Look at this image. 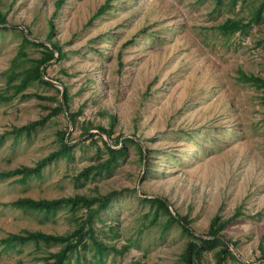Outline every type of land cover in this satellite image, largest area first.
I'll use <instances>...</instances> for the list:
<instances>
[{
	"label": "rangeland",
	"instance_id": "374dc122",
	"mask_svg": "<svg viewBox=\"0 0 264 264\" xmlns=\"http://www.w3.org/2000/svg\"><path fill=\"white\" fill-rule=\"evenodd\" d=\"M56 1L0 0L7 20L0 25V93L11 95L18 78L8 74L41 55V47L22 42L20 29L50 44L52 21L50 40L65 56L56 52L42 66L70 95L69 111L19 134L12 128L51 112L60 86L35 80L23 92L38 96L0 101V171L34 165L56 149L57 128L69 131L72 157L50 162L41 177L25 183L0 178V202L113 194L94 221L107 249L99 258L89 243L70 264L78 255L80 264H183L190 236L177 222L165 225L167 214L155 216L154 205L140 200L154 196L187 217L195 235L205 236L213 215L233 216L222 230L225 241L237 244L231 251L241 261L264 263V89L238 79L240 70L264 78V8L244 30L216 27L227 17L248 21L262 0H110L96 17L105 0ZM99 125L119 146L126 137L139 141L143 158L127 141L126 154L110 169L80 176L107 156L105 136L94 131ZM91 133L100 136L87 138ZM72 216L66 207L38 212L0 203V237L22 228L64 233L76 226ZM58 247L0 244V264H43ZM218 247L203 253L202 264H239L231 256L219 261Z\"/></svg>",
	"mask_w": 264,
	"mask_h": 264
},
{
	"label": "trees",
	"instance_id": "16d2710c",
	"mask_svg": "<svg viewBox=\"0 0 264 264\" xmlns=\"http://www.w3.org/2000/svg\"><path fill=\"white\" fill-rule=\"evenodd\" d=\"M63 0H57L55 5L59 6ZM111 7L110 0H105L104 3L100 4L98 9L94 13V17L102 14L107 8ZM264 8V0L257 4L252 10V15L248 21H243L240 18L227 17L221 23H218L216 26L218 30L223 33H233L237 30H244L247 26L253 21H259L261 19V12ZM6 16L0 11V25L6 24ZM50 31L48 32L46 39L50 41V44L43 43L41 41L30 40L27 35L20 29L22 35V42L28 43L34 46H39L42 49L41 55L37 58L31 59V64L28 66H22L18 71H11L8 74L9 80L18 78V82L14 83L15 90L11 95H4L0 93V101L3 99H9L17 94H21L22 97H29L38 94L34 92H23V90L33 81H39L41 83L50 85V82L42 78L41 66L50 60L54 59L55 51L60 55V57L65 56V52L62 50L59 43L55 40H50L52 21L49 22ZM4 28H6L4 26ZM11 29H16L11 27ZM28 34L31 32L28 30ZM16 58V57H15ZM14 58V60H15ZM43 73L46 74V68H43ZM238 79L247 82L256 88L264 89V78L253 73H245L244 71H239ZM58 91H60L58 89ZM63 101L59 100L52 110L47 115L42 116L40 119L31 120L20 126L12 128V132L29 133L37 125L44 124L51 115L57 114L59 111L63 112L65 105L66 110L69 111V92L67 87H64L63 91ZM69 118L72 122L75 121L74 111L69 112ZM111 120L115 119L114 116H110ZM91 128V124L87 123L84 125L83 133H86ZM98 128L102 130L110 139L111 144H109L105 139L103 145L106 149L107 156L102 161L92 164L80 173V176L88 177V174L91 171L99 174L103 170L107 171L112 167L116 162L117 158L124 156L126 154V145L125 142L130 141L137 145L141 156L143 158L144 150L139 141L132 137L124 138L123 145H120L118 138L112 136L110 130L99 125ZM67 130L64 128H57L55 130V140L58 143V147L53 149L48 154L38 159L34 165L21 164L17 167L6 169L0 171V178H9L15 177L18 181L25 183L30 179L39 178L42 176L43 168L50 162L57 160L61 157H72V150L75 145L70 144L71 139L66 137ZM100 136L99 133H91L87 138L93 136ZM115 146H118L117 148ZM146 152H149V149H146ZM113 194L108 193L104 195H90V194H74L67 196H60L55 198H34L31 196H18L11 201L0 202L2 204H7L14 206L22 211L34 210L38 212H54L60 207H66L69 211L72 212L73 218H75V227L71 230H68L64 233H52L46 232L41 229H29L22 228L19 231H9L5 236L0 237V244L5 247H11L15 244H25L30 241L34 243H47V244H58L59 247L51 251L49 258L43 264H70L73 254H79L82 248L85 249L88 247L89 243L93 245V254H98L99 258L103 253V249H107V246L96 237L94 233V221L98 217L99 212L104 209L110 200V197ZM143 201H148L150 204L154 205L155 211L154 215L157 216L160 213L167 214V221L165 225H170L173 222L179 223L182 230L186 232L190 239L187 241L186 246L181 253V261L183 264H202L201 258L203 253L208 250H213L217 248V256L219 261L225 260L228 256L236 259L239 264H250L249 262L241 261L237 259L235 254L231 251L230 245L227 241L224 240L222 230L225 225L230 222L234 217L230 216L229 218H222L218 214H215L211 217L208 225V230L205 236L195 235L189 228V220L185 216H180L177 213L172 214L169 210V206L166 204V201L159 196H154L152 198L140 199ZM82 212L81 214H79ZM239 212V209L236 211ZM79 214V215H77ZM177 215V216H176ZM71 217V218H72ZM230 243L236 246V242L230 239ZM262 258L264 259V250L261 251ZM74 264H80L79 255L75 257ZM264 264V263H259Z\"/></svg>",
	"mask_w": 264,
	"mask_h": 264
},
{
	"label": "water",
	"instance_id": "95a60500",
	"mask_svg": "<svg viewBox=\"0 0 264 264\" xmlns=\"http://www.w3.org/2000/svg\"><path fill=\"white\" fill-rule=\"evenodd\" d=\"M17 26L18 27H21V28H24L22 25H19V24H17ZM24 33L27 35V37L29 38V36H28V33L26 32V30H24ZM30 40H33V41H36V40H34V39H31V38H29ZM55 53H56V51H55ZM48 63V62H47ZM47 63H45V64H47ZM43 66H41V74H42V78L43 79H45V80H47L48 82H50V83H53L54 85H59L60 86V88H61V91H60V94H61V101H63L62 100V96H63V91H64V89H63V87H62V85L61 84H59L57 81H54V80H52V79H50V78H48V77H46V75L43 73ZM63 107H64V110L66 111V108H65V105L63 104ZM67 117H68V115H67ZM93 130H88L85 134L86 135H88L90 132H92ZM94 131H97V132H99L100 134H102V135H104L105 136V139H106V141L110 144V142H109V137L102 131V130H100V129H96V130H94ZM68 133H69V131L67 132V134H66V137H67V135H68ZM166 204H167V202H166ZM168 205V204H167ZM228 244L231 246L232 244L230 243V242H228ZM234 253L236 254V250H234Z\"/></svg>",
	"mask_w": 264,
	"mask_h": 264
}]
</instances>
